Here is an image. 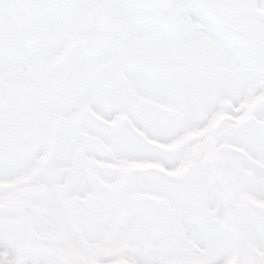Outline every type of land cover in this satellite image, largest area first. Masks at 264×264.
<instances>
[{"label": "rangeland", "instance_id": "1", "mask_svg": "<svg viewBox=\"0 0 264 264\" xmlns=\"http://www.w3.org/2000/svg\"><path fill=\"white\" fill-rule=\"evenodd\" d=\"M0 104V264H264V0H0Z\"/></svg>", "mask_w": 264, "mask_h": 264}, {"label": "bare ground", "instance_id": "2", "mask_svg": "<svg viewBox=\"0 0 264 264\" xmlns=\"http://www.w3.org/2000/svg\"><path fill=\"white\" fill-rule=\"evenodd\" d=\"M3 104H0V113H2ZM13 135V131L0 129V136H5L3 140H5V143L8 142V139ZM24 141L21 143V146L23 145Z\"/></svg>", "mask_w": 264, "mask_h": 264}, {"label": "water", "instance_id": "3", "mask_svg": "<svg viewBox=\"0 0 264 264\" xmlns=\"http://www.w3.org/2000/svg\"><path fill=\"white\" fill-rule=\"evenodd\" d=\"M87 44H88L87 42H84L83 43V45H87ZM36 258L37 257H33L32 259H30L29 261H27V264H32L35 261Z\"/></svg>", "mask_w": 264, "mask_h": 264}]
</instances>
